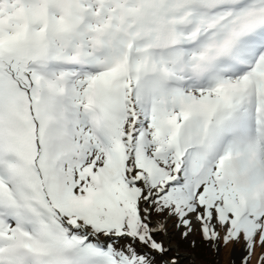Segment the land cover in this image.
<instances>
[{"label": "snow or ice", "instance_id": "obj_1", "mask_svg": "<svg viewBox=\"0 0 264 264\" xmlns=\"http://www.w3.org/2000/svg\"><path fill=\"white\" fill-rule=\"evenodd\" d=\"M179 241L264 264V0H0V264Z\"/></svg>", "mask_w": 264, "mask_h": 264}, {"label": "rangeland", "instance_id": "obj_2", "mask_svg": "<svg viewBox=\"0 0 264 264\" xmlns=\"http://www.w3.org/2000/svg\"><path fill=\"white\" fill-rule=\"evenodd\" d=\"M198 240V238H197ZM182 251H184L189 257V264H230L229 250H224V252L217 259L214 254L207 251V249L202 245L198 244L196 247H190L188 243L184 241H179ZM255 264V262H253Z\"/></svg>", "mask_w": 264, "mask_h": 264}, {"label": "trees", "instance_id": "obj_3", "mask_svg": "<svg viewBox=\"0 0 264 264\" xmlns=\"http://www.w3.org/2000/svg\"><path fill=\"white\" fill-rule=\"evenodd\" d=\"M202 264H203V261L201 260Z\"/></svg>", "mask_w": 264, "mask_h": 264}]
</instances>
